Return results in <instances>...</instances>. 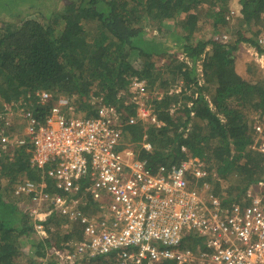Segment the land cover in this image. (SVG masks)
Here are the masks:
<instances>
[{
    "label": "trees",
    "instance_id": "trees-1",
    "mask_svg": "<svg viewBox=\"0 0 264 264\" xmlns=\"http://www.w3.org/2000/svg\"><path fill=\"white\" fill-rule=\"evenodd\" d=\"M238 1L237 11L230 10L231 0L21 2L8 12L19 19L14 30L0 28V129L6 105L39 91L52 93L53 102L61 96L71 99L84 117H95L99 102L131 116L136 105L131 101L126 106L125 101L131 98V82L142 80L157 116V123L146 130L152 151L142 156L154 166L205 159L217 175L209 182L221 197L223 183L225 188L230 182L225 203L240 200L264 181V155L252 151L255 124L264 118V86L236 72L240 37L222 43L216 36L228 35L230 21L248 30L261 25L264 0ZM246 41L264 54L256 38ZM156 90L162 91L160 99ZM27 100L43 119L50 107L35 98ZM143 129L134 127L131 139L139 141ZM27 148L0 150V264H22L24 242L31 248L26 264H56L47 258L48 248L80 241L83 235L78 225L64 227L61 234L66 222L55 216L45 222L48 239L35 232L13 194L23 177L41 180ZM48 182L51 192L53 184ZM90 264L107 261L98 258Z\"/></svg>",
    "mask_w": 264,
    "mask_h": 264
},
{
    "label": "built area",
    "instance_id": "built-area-1",
    "mask_svg": "<svg viewBox=\"0 0 264 264\" xmlns=\"http://www.w3.org/2000/svg\"><path fill=\"white\" fill-rule=\"evenodd\" d=\"M216 40L226 43L229 35ZM257 43L264 48V31ZM255 55L264 69V55ZM130 94L131 116L99 102L96 116L84 117L71 99L53 102L46 91L27 97L50 107L43 119L25 97L5 106L0 150L28 147L32 168L41 172L40 181L22 178L13 191L35 232L48 239L51 216L64 219L63 228L81 225L82 240L51 245L47 258L61 264L98 258L108 264H264V181L227 204L209 182L217 175L205 159L154 166L142 156L152 151L146 132L131 139L135 126L157 123L152 95L138 79ZM14 114L25 124L20 135L10 131ZM252 151L264 155V118L255 124Z\"/></svg>",
    "mask_w": 264,
    "mask_h": 264
},
{
    "label": "rangeland",
    "instance_id": "rangeland-1",
    "mask_svg": "<svg viewBox=\"0 0 264 264\" xmlns=\"http://www.w3.org/2000/svg\"><path fill=\"white\" fill-rule=\"evenodd\" d=\"M2 0H0L1 2ZM5 1V2H4ZM2 2H4L6 5L3 7L0 3V28L4 29L6 28V30L8 31H13L14 30V24H16V22L19 20L15 17H11L9 16L10 14L8 13L9 11L12 10L13 7L18 6L19 4H21V2H25L27 4H31V3H35L36 0H3ZM14 2V3H13ZM239 1L238 0H231L230 2V10H236L239 9ZM25 3L23 4V6H25ZM13 5L12 7H8V5ZM16 4V5H14ZM2 6V7H1ZM22 9V7H20ZM25 9V7H23ZM16 9V7H15ZM14 9V10H15ZM28 12V9L25 10L22 14L20 11H18V14H21V17H24ZM236 21H230V25L227 28V34L229 35V37L234 38V36L238 35L241 39V42L239 43V45L237 46L238 51L236 50V55H235V68L237 70V72H239L241 74L242 77H244L245 79L249 80V81H253L257 83H260L261 87L264 86V83H261L260 80L258 82V80H256L257 78H261L264 72V69L261 66V62H258V57H256L255 54L250 53V49H253L252 52L257 53L256 48L253 46H251L250 43H248L246 40L247 39H253L257 40L258 36L264 31V22L261 21V25L253 27L251 29H246V28H239V26L236 25L235 23ZM206 31H208V34L211 35L212 33L210 32L209 28H205ZM237 36V37H238ZM256 36V37H254ZM171 44V43H170ZM171 46V45H169ZM181 57H183L181 55ZM162 58V57H161ZM158 62V66L162 65V62H160L161 60H157ZM201 68V67H200ZM201 70V69H200ZM199 70V71H200ZM264 78H261V80ZM156 92H160V94H162L161 90H156ZM152 109V108H151ZM11 120V128L10 131L12 132V134L14 135H20L23 130H24V122L22 120V118L20 116H18L17 114L11 115L10 117ZM140 128H144L142 131H146L147 127L150 126V124H141L138 125ZM206 164L210 167L212 166V163H207ZM32 181L34 182H38V180H34L32 179ZM5 185H7V181L4 182ZM230 183V182H229ZM229 183H225V186L227 187L229 185ZM223 187H224V183H223ZM221 189V194L225 197L228 196L227 192H225V188ZM8 199H9V195H8ZM13 199V198H12ZM91 211V210H90ZM60 233L65 234V231L63 229H60ZM63 241L60 242V244H62ZM22 249L23 252L25 253V257H22L21 260L19 262H21L22 264H26L27 263V258H28V253H30V248L28 246L27 243H22ZM53 259V258H52ZM56 264H61V262L56 259ZM89 264V263H86ZM108 264V262H107Z\"/></svg>",
    "mask_w": 264,
    "mask_h": 264
},
{
    "label": "crops",
    "instance_id": "crops-1",
    "mask_svg": "<svg viewBox=\"0 0 264 264\" xmlns=\"http://www.w3.org/2000/svg\"><path fill=\"white\" fill-rule=\"evenodd\" d=\"M252 46V45H251ZM253 47V46H252ZM237 51H238V49H236ZM253 51V49H250V53H252V54H256L255 52H252ZM257 54L261 57V55H264V54H259L258 52H257ZM257 57V56H256ZM258 59V58H257ZM260 59H258V62L260 63ZM236 69V68H235ZM236 72H237V70H236ZM237 74L239 75V76H241V74L239 73V72H237ZM263 74H264V72H263ZM242 77V76H241ZM244 78V77H243ZM261 78H264V75H262L261 76ZM261 78H257L256 80H259L260 79V82L261 83H264V79H262L261 80ZM249 81V80H248ZM203 83V82H202ZM23 120V119H22ZM151 125V124H150ZM136 127V126H135ZM143 132V131H142ZM142 132H141V134H142ZM144 132H146V131H144ZM143 132V133H144ZM23 178H25V177H23ZM27 178V177H26ZM223 196V195H222ZM224 197V196H223ZM239 201V200H238ZM94 212V211H93ZM78 226L81 228V225H79L78 224ZM60 229H64L63 227H60ZM55 245V244H54ZM29 248H30V246H29ZM29 251H31V248H30V250ZM29 254V253H28ZM48 258H50V259H52L53 258V260L55 261V262H57L56 261V259L58 260V262H59V259H58V257H48ZM40 264H45V263H40Z\"/></svg>",
    "mask_w": 264,
    "mask_h": 264
}]
</instances>
